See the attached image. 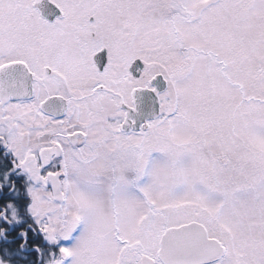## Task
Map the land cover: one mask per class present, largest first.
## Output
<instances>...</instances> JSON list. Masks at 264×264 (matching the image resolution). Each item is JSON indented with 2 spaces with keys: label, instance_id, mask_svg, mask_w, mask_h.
<instances>
[{
  "label": "snow or ice",
  "instance_id": "1",
  "mask_svg": "<svg viewBox=\"0 0 264 264\" xmlns=\"http://www.w3.org/2000/svg\"><path fill=\"white\" fill-rule=\"evenodd\" d=\"M0 264H264V0H0Z\"/></svg>",
  "mask_w": 264,
  "mask_h": 264
}]
</instances>
